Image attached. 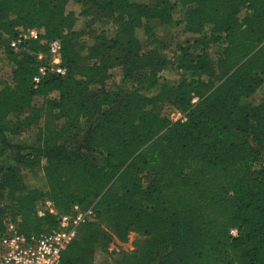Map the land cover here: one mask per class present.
I'll return each mask as SVG.
<instances>
[{
    "label": "trees",
    "instance_id": "16d2710c",
    "mask_svg": "<svg viewBox=\"0 0 264 264\" xmlns=\"http://www.w3.org/2000/svg\"><path fill=\"white\" fill-rule=\"evenodd\" d=\"M69 1L0 0V48L14 64L0 89V192L9 201L0 204V235L9 221L28 237L58 229L54 215L35 213L48 198L63 213L93 206L120 236L140 232L141 246L118 264H264V166L255 168L264 156V0H73L87 21L117 22L114 38L89 41ZM178 4L187 7L184 32L221 52L212 65L204 51L180 46L181 80L171 82L159 76L166 59L144 48L158 41L144 20L169 25ZM31 28L39 38L14 51L11 39ZM53 39L66 75L49 72L35 87ZM114 67L121 91L103 85ZM38 97L49 120L40 145L24 146L9 118ZM165 100L186 119L162 116ZM97 228L85 223L60 264H82Z\"/></svg>",
    "mask_w": 264,
    "mask_h": 264
},
{
    "label": "rangeland",
    "instance_id": "374dc122",
    "mask_svg": "<svg viewBox=\"0 0 264 264\" xmlns=\"http://www.w3.org/2000/svg\"><path fill=\"white\" fill-rule=\"evenodd\" d=\"M148 1V0H144ZM187 7L178 4L177 7L171 11L174 19L173 23L169 25H159L157 19H145L144 22L148 23L156 29L155 36L158 41L151 43L146 41L144 48L153 50L158 53L159 56H163L167 63L165 67L159 71V76L171 82H179L181 80V71L179 70L177 57L180 54V46L190 47L196 52L204 51L210 59L212 65L215 64L218 59L221 47L214 43H208L205 50H203V44H199L197 41L200 38L199 35H193L184 32L182 25L178 22L182 21L185 17ZM81 6L75 3L73 0L69 1L67 6L68 12L75 13V28L82 30V38L89 41V36L94 34H103L109 39L115 37L117 33V22L113 19L101 18L98 21L92 23L87 21L81 13ZM3 48H0V89L6 84L11 83L12 70L14 64L7 58ZM95 60L87 61V64L95 63ZM207 78L206 76L204 77ZM104 88L107 90H118L125 88L122 83V69L114 67L109 71V76L103 80ZM101 85L96 84L93 86L95 89H99ZM117 105L121 98H115ZM47 100L42 97L35 98L32 107L26 109L23 113L16 116H11L9 121L11 124L18 127L16 134L19 142L24 146L40 145V138L43 135L44 127L46 126L47 115L45 114V108ZM33 108H36L38 112H34ZM178 113L180 111L171 104V100H165L160 105V114L175 121L178 119ZM184 115L183 113H181ZM77 134L75 129L71 130L69 137L75 139L74 135ZM9 138H14L9 135ZM264 166V156L256 164L255 168L259 169ZM24 176L29 178L30 184L34 185L40 182L38 179L33 178V174L28 170L24 171ZM6 198V192H0V204L8 203ZM97 213V212H96ZM97 223L98 233L96 238L92 240L88 245V251L84 256L82 264H118L119 259L124 254H133L136 252L143 243V235L140 232L131 231L125 236H120L114 229V227L108 221H102L97 218L92 220ZM83 229L79 235L84 233Z\"/></svg>",
    "mask_w": 264,
    "mask_h": 264
},
{
    "label": "built area",
    "instance_id": "2783aa9c",
    "mask_svg": "<svg viewBox=\"0 0 264 264\" xmlns=\"http://www.w3.org/2000/svg\"><path fill=\"white\" fill-rule=\"evenodd\" d=\"M38 38L39 31L31 28L12 38L10 47L14 51H19L28 41ZM61 51V40L53 39L49 43L48 54H39V59H46V62L40 65L33 77L35 87L49 72L60 76L66 75ZM196 100L195 98L193 101ZM178 115V119H186L185 115L181 113ZM35 213L38 217L54 215L58 221V229L28 237L18 231L14 222H7L5 233L0 235V264H60L63 250L77 239L80 228L96 216L93 206L83 207L79 204L73 205L67 213L60 212L48 198L37 203ZM231 234L237 236L238 230L232 229Z\"/></svg>",
    "mask_w": 264,
    "mask_h": 264
}]
</instances>
